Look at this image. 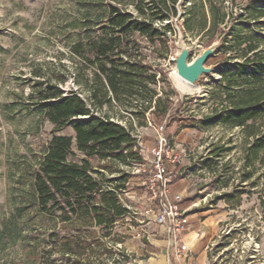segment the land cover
<instances>
[{
	"label": "rangeland",
	"instance_id": "obj_1",
	"mask_svg": "<svg viewBox=\"0 0 264 264\" xmlns=\"http://www.w3.org/2000/svg\"><path fill=\"white\" fill-rule=\"evenodd\" d=\"M111 1L114 0H0V261L24 264L32 257H41L49 248L47 235L58 225V214L44 215L30 204V174L26 169L35 163L51 135H69L73 131L69 127L54 128L45 119L37 107V89L51 84L64 93L74 90L84 94L76 81V67H83L84 77L88 67L84 68V59L73 53L71 45L83 37L86 23L96 28L98 13ZM134 1L123 0L125 9L133 11ZM198 1L181 0L178 16L165 21L172 29L165 33L166 42L157 41L151 46L135 34L146 61L161 79L159 86L179 106L182 117L194 119L193 125L182 126L176 118L160 119L151 113H145V126H137L136 117L127 111H109V116L124 127L132 122V133L140 138L145 150L163 137L166 149L180 155L179 163L168 159L164 162L173 174L172 191L181 193L182 206L190 207V213L200 212L198 217L210 222L221 220L214 237L216 241L217 236L221 238L210 249V264H264V176L256 168L250 179H241V126L232 123L225 113L217 117L219 111H214L223 95L220 81L224 71L236 77L234 64L243 63L245 55L253 54L246 51V43L237 47L229 39L224 49L205 63L213 72L202 75L196 85H186L174 75L173 58L179 37L190 48V60L207 42V34L194 36L181 28L179 15ZM214 1H223L234 23L242 25L239 37H258L261 41L256 52L264 51V17L255 18L250 8L254 5L264 9V0ZM200 10L210 16L207 2ZM246 68L253 78L261 75L249 65ZM214 147L230 150L216 156ZM91 163L105 177L118 178L119 173L127 176L125 190L118 196L128 215L118 220L107 236L96 229L110 252L102 254L109 259L105 264H143L149 252H155L149 241L152 234H158L144 177L132 173L127 166L109 170L95 158ZM119 236L124 237L123 242L113 243Z\"/></svg>",
	"mask_w": 264,
	"mask_h": 264
},
{
	"label": "trees",
	"instance_id": "obj_2",
	"mask_svg": "<svg viewBox=\"0 0 264 264\" xmlns=\"http://www.w3.org/2000/svg\"><path fill=\"white\" fill-rule=\"evenodd\" d=\"M180 2L135 0L131 3L134 12L125 9L123 0L107 3L96 17V28L86 23L83 37L71 45L73 53L84 59V68L88 67L85 77L83 67H76V81L84 94L81 96L74 90L64 93L59 86L51 84L38 87L40 113L54 128L69 127L73 134L51 135L35 163L27 165L30 174L27 199L44 215L57 213L59 220L47 235L49 248L41 257H32L24 264L109 261L102 257L110 252L96 229L107 236L115 223L128 215L118 196L125 190L127 176L119 173L118 178L105 177L93 167L91 159L102 162L101 167L109 170L142 163L132 133L135 125L132 122L127 127L120 125L111 120L109 111L129 112L136 117L137 126L146 125L145 113L160 119L176 118L182 126L195 122L182 117L179 106L159 86L161 79L146 61L135 36L145 38L151 46L157 41L166 42L165 33L172 29L170 22L165 21L178 16ZM205 2L209 17L200 10ZM250 8L255 18L264 17V9L254 5ZM179 17L184 33L208 35L205 47L223 36L216 52L222 51L229 39L237 47L246 43V51L252 52L251 57L244 56L243 63L234 64L236 77L224 71L220 81L223 95L214 111H219L217 117L225 113L232 123L241 126V179H250L256 168L264 176V51L256 52L261 40L254 35L239 37L238 31L243 27L234 23L223 1L199 0L185 8ZM247 65L261 75L251 77ZM96 112L103 113L100 116ZM228 150L230 147H214L212 152L218 156ZM123 238L119 236L112 241L122 243ZM0 264L13 263L0 261Z\"/></svg>",
	"mask_w": 264,
	"mask_h": 264
},
{
	"label": "built area",
	"instance_id": "obj_3",
	"mask_svg": "<svg viewBox=\"0 0 264 264\" xmlns=\"http://www.w3.org/2000/svg\"><path fill=\"white\" fill-rule=\"evenodd\" d=\"M134 137L142 163L132 164L131 172L144 177L143 185L154 207L151 212L158 222V231L168 244V256H183L188 252V246L182 241L189 229L188 209L182 206L181 193L172 191L173 174L164 164L165 159L179 163L181 157L166 149L163 137H159L149 151L145 150L139 137Z\"/></svg>",
	"mask_w": 264,
	"mask_h": 264
},
{
	"label": "crops",
	"instance_id": "obj_4",
	"mask_svg": "<svg viewBox=\"0 0 264 264\" xmlns=\"http://www.w3.org/2000/svg\"><path fill=\"white\" fill-rule=\"evenodd\" d=\"M189 229L183 235L182 241L188 246V252L183 256H168V244L163 234H152L149 243L155 252H149V256L143 264H210V249L221 238L217 236V225L220 219L210 222L208 218L198 217L200 212L190 213V207H187Z\"/></svg>",
	"mask_w": 264,
	"mask_h": 264
},
{
	"label": "water",
	"instance_id": "obj_5",
	"mask_svg": "<svg viewBox=\"0 0 264 264\" xmlns=\"http://www.w3.org/2000/svg\"><path fill=\"white\" fill-rule=\"evenodd\" d=\"M219 45V41L212 42L190 60V48L179 37L176 43L178 50L173 58L175 74L189 85H196L202 75L213 72L214 69L211 66H206L205 63L216 53Z\"/></svg>",
	"mask_w": 264,
	"mask_h": 264
},
{
	"label": "bare ground",
	"instance_id": "obj_6",
	"mask_svg": "<svg viewBox=\"0 0 264 264\" xmlns=\"http://www.w3.org/2000/svg\"><path fill=\"white\" fill-rule=\"evenodd\" d=\"M174 75H175V77H177V79H178L179 81L183 82V83L186 84V85H189L188 83H186L185 81H183L182 79H180V78L175 74V71H174Z\"/></svg>",
	"mask_w": 264,
	"mask_h": 264
}]
</instances>
